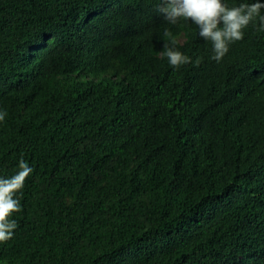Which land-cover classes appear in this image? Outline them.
I'll use <instances>...</instances> for the list:
<instances>
[{"label":"trees","instance_id":"trees-1","mask_svg":"<svg viewBox=\"0 0 264 264\" xmlns=\"http://www.w3.org/2000/svg\"><path fill=\"white\" fill-rule=\"evenodd\" d=\"M156 9L0 0V176L33 168L0 264H264V31L216 62Z\"/></svg>","mask_w":264,"mask_h":264},{"label":"clouds","instance_id":"clouds-1","mask_svg":"<svg viewBox=\"0 0 264 264\" xmlns=\"http://www.w3.org/2000/svg\"><path fill=\"white\" fill-rule=\"evenodd\" d=\"M157 12L171 25L181 20H190L199 29V36L212 44L211 59L220 62L228 53L232 43L244 38L245 29L258 23L264 31V0H241L238 5L229 6L228 0H154ZM162 56L174 69L191 62V57L180 50L184 37L171 31L163 33ZM181 39V40H180ZM199 64V61H196ZM7 113L0 111V121ZM18 170L12 176H0V242L12 238L18 224L12 219L14 213L22 211L17 194L25 186L33 168L21 157Z\"/></svg>","mask_w":264,"mask_h":264}]
</instances>
